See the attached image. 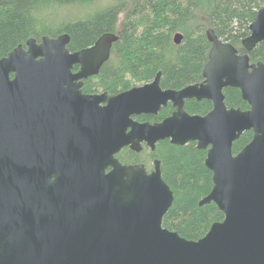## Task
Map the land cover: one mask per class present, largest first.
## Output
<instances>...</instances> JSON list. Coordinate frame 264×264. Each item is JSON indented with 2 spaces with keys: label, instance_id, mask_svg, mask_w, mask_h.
<instances>
[{
  "label": "water",
  "instance_id": "95a60500",
  "mask_svg": "<svg viewBox=\"0 0 264 264\" xmlns=\"http://www.w3.org/2000/svg\"><path fill=\"white\" fill-rule=\"evenodd\" d=\"M250 32L247 53L264 43V8ZM207 37L205 81L180 91L163 90L159 72L116 96L82 94L81 81L109 62L114 34L77 52L68 34L32 38L0 60V264H264V63L213 30ZM228 88L248 110L227 106ZM191 99L213 109L189 114ZM168 103L176 110L160 123L133 120ZM246 132L252 141L235 155ZM163 141L207 151L213 188L200 206L214 203L225 218L198 241L163 226L175 198L161 161L148 172L115 158Z\"/></svg>",
  "mask_w": 264,
  "mask_h": 264
},
{
  "label": "trees",
  "instance_id": "16d2710c",
  "mask_svg": "<svg viewBox=\"0 0 264 264\" xmlns=\"http://www.w3.org/2000/svg\"><path fill=\"white\" fill-rule=\"evenodd\" d=\"M262 8L264 0H0V60L19 46L26 47L32 38L68 34V48L77 52L114 34L119 39L94 80L98 88L111 93L128 90L161 72L162 85L178 89L200 77L212 47L209 30L240 54H249L252 63H264V43L250 53L242 45ZM178 33L184 37L180 45L174 42ZM224 94L229 108L249 109L240 90L228 88ZM169 109L163 108L161 119L170 115ZM211 109L207 101L188 102L186 111L205 115ZM252 138L253 132L244 133L234 144V154ZM206 157L207 151L196 143L179 147L170 141L160 142L151 156L161 161L163 179L174 192L163 226L192 241L204 238L214 223L225 218L214 203L200 206L213 188ZM121 158L131 164L138 156L127 151Z\"/></svg>",
  "mask_w": 264,
  "mask_h": 264
},
{
  "label": "flooded vegetation",
  "instance_id": "af4514ba",
  "mask_svg": "<svg viewBox=\"0 0 264 264\" xmlns=\"http://www.w3.org/2000/svg\"><path fill=\"white\" fill-rule=\"evenodd\" d=\"M208 61H209V59L208 60H206L205 62H204V65L202 66V69H201V74H200V77L198 78V80L197 81H195V82H193V83H189V84H187V85H185V86H182L181 88H178V89H175V88H169V87H165V86H163L162 85V77H161V88L163 89V90H176V91H180V90H182V89H184V88H186V87H189V86H192V85H202L203 83H204V81H205V79H204V77H203V75H204V69H205V66H206V64L208 63ZM102 70V69H101ZM80 71V67H76V69H75V72H76V74L78 73ZM99 75H97V76H94V77H90L89 79H86V80H83V81H81V83H82V88H81V92H82V94H84V95H88V96H101V95H104V94H107V95H119L120 93H122V92H125V91H128V90H130V89H132V88H134V87H132V88H130V89H128V90H119L118 92H116V93H111V92H109V91H106V90H104V89H100V88H98L97 86H96V84H94V80L98 77ZM156 78V77H155ZM155 78H153L152 80H150V81H148V82H146V83H144L143 85H140V86H144V85H147V84H149V83H151L152 81H154V79ZM90 80H92V82L93 83H89V81ZM89 85H91V86H93L94 88H89ZM140 86H136V87H140ZM203 101H207V100H203ZM203 101H198L197 99H191V100H186L185 101V110H187V103L188 102H203ZM207 102H210V101H207ZM210 103H212V102H210ZM108 106V103H101V104H99V108H101V109H104V108H106ZM163 108H165V109H169L170 110V115H168L167 117H169V116H171L174 112H175V108H174V106H173V104L172 103H168V106L167 107H163ZM163 108L161 109V111L158 113V115H140V116H134L133 117V120L135 121V122H138V123H141V124H143V123H151V124H156V123H160L163 119H161L160 118V114L162 113V110H163ZM212 109H213V103H212ZM211 109V110H212ZM211 110H209V112L211 111ZM208 112V113H209ZM207 113V114H208ZM206 115V114H205ZM167 117H165V118H167ZM164 118V119H165ZM100 119H103V118H100ZM121 128H122V126H121ZM128 131H130V129H128L127 130V132ZM80 133V126H78V125H76V135H78ZM68 136H71V134H69ZM160 143V142H159ZM159 143H157V145H156V150H157V146H158V144ZM155 150V151H156ZM127 151H131V152H133L134 154H136L137 156H138V159H136L133 163H131V164H128V163H125V162H123L122 161V158H121V156L123 155V154H125V152H127ZM155 151H153L150 147H149V145H148V143L147 142H143L142 143V150L140 151V152H136V151H133L130 147H124V148H122L121 149V151L119 152V153H117L116 155H115V158L122 164V165H126V166H131V165H144L145 167H146V169H147V171L148 172H151L152 170H153V168H154V162L157 160V159H152L151 158V156H152V154H154L155 153ZM109 171H111V169H109L108 170V172Z\"/></svg>",
  "mask_w": 264,
  "mask_h": 264
}]
</instances>
